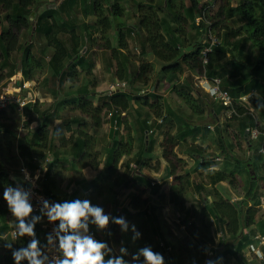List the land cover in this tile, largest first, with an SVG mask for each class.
<instances>
[{"label":"trees","instance_id":"16d2710c","mask_svg":"<svg viewBox=\"0 0 264 264\" xmlns=\"http://www.w3.org/2000/svg\"><path fill=\"white\" fill-rule=\"evenodd\" d=\"M120 1L102 0L101 2L99 0H90V5L86 6L85 12L82 11L86 17H96V30L99 37L94 39V34L87 31L90 26L87 24L83 25L84 27L82 28H85V32H83L82 28L76 25L75 20L71 17L70 13L72 10L78 12L74 7L79 5V0H63L59 7H51L50 4H47V0H0V11L5 13L4 18L1 17L2 22L0 23L2 30L0 33V82L5 79L2 73L8 67L11 68L8 77L22 73L24 82H32L34 80L35 71L43 67L32 46L33 39L38 37L44 39L46 47L52 50L49 65L52 69L53 77L58 82L57 90H53L54 97L58 98L57 95L61 87L64 86L66 80H75L79 73L77 72L78 69L88 72L87 75L92 73L94 61L86 56L89 48L86 50V54L83 52L85 45L82 43L84 41L82 36L94 44H98V42L100 43L103 40V44H98L102 50H114L117 52V49L112 46L113 43L109 33L114 27L110 18L113 17L115 19L116 16H122L125 12L120 5ZM181 2L180 5L177 0H165L161 4L158 3V0H146V4L140 7L137 25H139L138 29L143 30L145 33L143 45L141 46L142 54L151 53L163 63L160 75L163 79H168L172 87H175L179 92V96L185 99L188 104H191L190 108L196 115L205 116L207 112L211 114L213 109L215 112L214 116L218 117L221 110L216 108L209 109L210 105L206 99L199 92H194L190 82H185L184 80V84L178 90L176 82L179 77H182L187 72L196 77L206 74L208 79H221L222 88L227 90L236 101L252 92L257 93V95L261 94L257 99L262 108L260 115H262L264 122V0H240L237 6L233 5L232 0H219L218 11L212 19L210 18V26L208 24L201 26L193 23L192 29L196 31L194 44L193 41L190 42L188 39L190 31L187 30L189 25L188 17L183 13L185 9L184 3H189L188 10L192 14L193 22L197 17H202L201 15L208 11L210 4H201V0H181ZM229 20H235L242 25L237 28H230L227 25ZM218 27H222L224 39L209 54V61L204 64L202 51L208 46L207 43H204L206 33L210 28L214 31ZM117 30L121 37L119 38L120 48L124 49L127 46L125 33L120 25ZM22 31L26 32L27 39L23 45L18 47V35ZM128 33L131 34L130 31ZM62 36L64 39H62ZM189 45H194V51H183V47ZM17 49H21L22 57L20 64L16 65L12 64L11 55ZM122 67L124 65L120 64V69ZM140 71L134 77L133 83L146 76L144 74L148 72V66L142 63ZM116 75L119 80L124 81L122 71L120 73L117 72ZM70 92L73 91L70 90ZM74 92L77 95L64 99L58 104L57 108L60 109L65 104L76 105L82 114L91 118V125L94 130L101 128L102 113L106 109L111 114L110 136L112 141L108 147L103 174H99L86 185L92 191L95 190L94 194L98 193L99 196H102L103 194L99 191L100 186H105L115 176L120 160L133 150L132 144L123 142L119 134V128L123 122L122 113L130 109L132 101L145 105V97L140 96V91L133 95L119 91L107 96L110 100L106 101L103 106L96 107L93 100H89L90 93L86 87L76 89ZM154 96L156 97H154V103L151 104L150 108L155 110L154 112L160 117L159 119H162L161 109L163 107L157 95ZM221 107L226 109L223 105ZM235 107L238 113L243 116L238 117L239 115L233 114V119H239L240 121L241 118L240 129L244 139L249 140V136H247L248 128L257 127L261 132L257 145L260 149L264 148V124L258 126L255 119L252 118L247 122L248 111L238 106L237 103H235ZM23 111L31 118L34 114L37 115L40 123L36 129L31 130L27 136L18 141L19 158L23 159L31 171H35L46 159L45 153L55 147V140H57L62 147H55L54 149L53 158L46 171L45 179L42 181L44 193L54 202L77 199L78 192L76 191L64 200H61L54 193L56 169L62 162L61 150L69 148V154L75 160L84 161L86 166L96 171L102 164L99 162L98 152L95 151L94 137L90 136L87 131L82 130V126L85 124L82 125L80 118L67 119L68 122L65 128H57L53 132L52 123L57 118H54V114L49 108L42 110L39 102L28 103L23 108ZM175 113L168 109V117L171 118L170 122L178 120L182 125L178 128L177 135L168 137L164 144L163 156L166 159L169 154L166 150L167 147L175 149L181 143H186L190 138H201L202 127L200 125H194L184 118L176 116ZM57 117L60 118V115ZM71 125L81 126V129H76L74 132L76 135L67 138L66 133L73 132ZM154 127L155 124L149 125L148 120H145L141 127L143 145L147 152L152 151L153 148L154 142L151 140L149 133L153 131ZM158 127L161 126L158 124ZM216 131L219 132L222 144L223 131L221 127L217 126ZM0 135L2 137L0 142L3 138L7 140V149L0 146V185L3 187L12 185L15 187L16 180L11 178L10 173L20 166L18 158L12 151L16 135L1 121ZM72 138L74 143L70 144ZM248 143L249 150H252V142L248 141ZM196 147L198 148L195 150L200 152L202 146L198 145ZM220 148L225 155L227 148L223 144ZM198 154L199 167L209 168V166H212V161L205 160L201 153ZM261 154L264 156V153ZM251 157L252 154L244 162L235 159L236 163L242 166L243 173L248 174L245 195L237 201L226 198L218 188L224 182L234 185L237 173L209 169L207 177L209 179L208 187L211 188V191L207 190L204 185L197 184L196 191L201 195L206 206L203 211L199 212L198 210L201 208L195 207L189 210L193 212L194 221L190 222L188 215L184 216L186 212H189L187 211L186 199L184 198L187 188L190 187L189 181H186V184L183 182L176 183L172 187L171 204L177 211L183 225L188 229V235L180 242L173 240V233L166 227L165 221L161 218L162 203L158 205L155 203L151 204V202L146 200L142 201L140 196L134 195L131 201L133 210H124V215L121 216L119 213L122 209H120V212L118 211L116 215V217H124L131 225L134 224L137 231L141 233V237L134 242L133 249L130 245L123 246L128 249L129 253L124 259L131 262V264H142L143 257L140 258V261L133 262L132 256L140 248L151 246L152 250L157 253L169 251L172 256L165 257V262L168 264H206V262H210V264H264V260L260 261L258 257L244 256L245 250L254 242V237L258 235V230H262L264 234V213H260L261 196L258 194L257 171L256 167L251 163ZM226 159H234V156L230 159L226 157ZM145 160L141 158L138 162L140 165H146ZM168 172V178L174 174L171 166L168 167ZM133 176L131 182L125 183L124 187L130 184H133V187L146 186L151 188L152 193L159 195L160 187L156 186V184L152 185L142 172H135ZM21 178L23 179L24 187L29 188L22 174ZM262 192H264V187H262ZM212 193H214V199L209 201L208 197ZM161 198L162 196L159 197L160 201ZM33 214L42 216L34 212ZM9 215V210L3 204H0V234H7V242L13 244V249L26 247L31 238L28 236L23 238L13 237ZM40 231V225L37 224L35 227L36 235ZM220 233L222 235L217 241L216 236ZM63 234L61 233V235ZM69 234H72L71 230ZM7 242L0 241V245H2L0 249V264H15L12 258V251L4 247ZM108 243L113 245V247L122 245L120 225L112 222L108 234ZM209 253L212 254L209 255ZM120 255L121 253L116 255L111 250V252L106 254L105 259ZM22 264H28V262L25 260L22 261Z\"/></svg>","mask_w":264,"mask_h":264},{"label":"rangeland","instance_id":"374dc122","mask_svg":"<svg viewBox=\"0 0 264 264\" xmlns=\"http://www.w3.org/2000/svg\"><path fill=\"white\" fill-rule=\"evenodd\" d=\"M58 0H47V4L55 3ZM102 2V0H99ZM203 2V0H201ZM233 5L237 6L240 0H232ZM210 5L208 7V11L206 14L201 15L202 19L198 22L201 26L206 24H211L210 18L217 13L220 2L219 0H210L208 2ZM207 3V4H208ZM203 4H206L203 2ZM139 5L136 6V10L138 11ZM0 15L2 18H4L5 13L0 11ZM72 18L75 20L76 25L80 26V28L84 27L83 22L87 19V17L83 13H77L72 15ZM112 21V26H114L110 33L109 37L112 40V46L115 49L121 50L119 45V36L117 27L120 24L123 27L125 26H134V9L130 11V13L125 16H116L115 19L113 17L110 18ZM93 20V19H92ZM236 20V19H235ZM235 20H229L227 25L230 28H237L240 27L242 24L235 21ZM94 23V24H93ZM90 26V23H84L90 26L87 31L91 32L93 34L98 33L96 30L97 27V20L93 22ZM82 24V25H81ZM1 27H0V33H1ZM190 38L194 36L195 31L190 28ZM213 33L219 37L221 41L224 39V32L222 27L215 28ZM85 34V33H84ZM19 42L18 47L23 45L27 39L26 32L22 31L19 33ZM98 37V36H97ZM86 38V37H84ZM62 39L64 37L62 36ZM130 39V40H129ZM129 44L131 47V54L129 55L130 63H127L128 71V78L124 79V81L119 80L117 77V72L120 73L121 71H117L120 68V64L123 60L124 56H119L117 52L114 50H102L98 44H103V40L100 41V43H91L90 40L84 39V43L90 50L94 48L96 51H92V53L86 54L88 58H91L92 61H96L97 59L101 61L100 65L101 68L95 76L93 73L91 75H86V71H81L82 69H78L77 72L78 75L75 78V80L70 81L66 80V83L64 86L61 87V90L59 94L57 95L58 98H55L53 95V90H57L58 82L52 75V69L49 65L50 57L52 55V50L46 47V42L44 39L40 38H34L32 41L33 51L35 55L41 60L43 67L41 69H38L35 71L34 80L32 82H24L22 73L16 74L13 77H8V73L10 71V67L5 69V71L2 73L4 74V80L0 82V121L3 122L7 128L12 131L16 135V140L14 141V147L12 149L13 154L18 158V162L20 166L18 168L11 171L10 175L13 180H16V186L17 184H23V179L21 178V168L27 167V165L24 163L23 159L19 158L18 154V141L20 139L24 138V136H27L31 132V130L36 129L38 124L40 123V120L37 119V115H33L31 118L29 115L24 113L23 109H21V102L22 100L26 101V104L33 102H39L42 110L44 109H50V111L54 114V118L57 120H54L52 123V131L54 132L57 128L63 129L66 126V123L70 119L74 118H80L82 121V130L87 131L90 136H93L95 139V151L98 152L99 156V162L100 168L96 170L97 172L100 170V174H103V166L106 162L107 157V151L108 147L112 141V137L110 136V129H111V121L109 118V110H105L102 113V126L98 130H94L91 125V118L87 117L86 115L82 114L77 108L76 105L72 104H65L64 107H61L60 109L57 108L64 99L71 98L75 95H77L76 92H74L76 89H80L82 87H86L90 93L89 100H93L94 106H103V104L106 101H109L110 98L107 97L109 95H112L114 92L111 90L112 88H116L117 85L121 87L120 91L123 93H135L137 94L138 91H146L145 94L149 93L150 90L154 89L155 94L151 95H157L158 100L160 101V104L162 105V115L163 122L157 123L158 115L154 112L155 110L152 108H149L147 106H143L140 103H132L131 109L127 111V115L122 114L123 122L120 126L119 134L122 138L123 142L131 143L133 150L129 155L124 156L120 162L117 165V172L112 179L106 183L104 186H100V192L102 194L106 193L105 189L106 187H113L112 181H117V210L120 212L119 207L122 208V211L119 213L121 216L124 214V210H130L131 208V201L134 197V195L140 196L141 200L144 201L143 197L149 198L147 200L148 202H151V204H161L162 203V211H161V218L163 221H165L166 227L173 233L176 234L173 237L174 241L180 242L184 238H186V235H188V229L186 226L183 225L182 221L179 219V216L177 214V211L175 210L174 206H172L170 201V196L172 194L171 190L172 187L176 183H185L186 181H189L190 187L187 188V191L185 193L184 198L186 200H193L192 207L196 206V208H201V203L204 202L201 198V195H199L196 191L197 184H202L205 187L209 186L208 182L209 179L207 177V173L209 172V169L212 170H225L229 172H236V180L234 185H230L228 182H224L227 186V188L224 185H219L218 188L224 192V196L228 199H231L232 201H237L243 198L246 191V180L248 179V174L243 173L242 166L238 165L235 161H245L249 159L250 155L251 157V163L256 167L257 171V182H258V188H259V195L261 196V203H262V197L264 196V192H262V187H264V156L260 153V147H258L257 141L253 139L251 136H249V140H245L242 134V131L240 129V121L239 119H233L234 115H230L229 110L223 109L221 105L218 102H214L207 94L203 91L202 88L198 86L199 81L196 79V76L185 73V75L182 76L184 78L185 82H190V85L192 86V89L194 92H199V94L206 99L208 104L210 105L209 109L216 108L217 110H221L218 114L220 119H217L213 113L209 114L207 112L205 116H198L191 110V104H188L185 99H183L181 96H179V92L177 89L172 88L169 86V83L166 81V79H163L160 75V70L162 68L163 63L156 59L154 55L151 53L148 55H145L143 58V55L141 53L140 46L138 47V51L134 48V42L132 38H129ZM200 39V38H199ZM194 45H189L187 47H183V51L185 52H191L194 51ZM135 54V55H134ZM122 55V53H121ZM128 55L124 57V59H128ZM21 49H17L12 55H11V62L12 64H20L21 62ZM137 61L139 63H144L148 66V72H146L142 79L136 80L133 83L134 76H131V72H134V74H138V70L136 67ZM0 68H1V62H0ZM136 68V70H135ZM94 70V68L92 69ZM136 71V72H135ZM184 82V81H183ZM20 83V86L18 85ZM133 83V84H132ZM168 83V84H167ZM125 84V86L123 85ZM178 85H181L180 83ZM73 91V92H70ZM141 95V93H139ZM261 96V94H259ZM257 95L259 98L260 96ZM10 99V100H9ZM154 101V99H153ZM20 103V104H19ZM137 105V108L135 107ZM135 105V106H134ZM245 109L248 111L249 114L246 116L247 122H249V119H255V122L258 124V126H262L264 124L262 119V108L259 104L258 99H254L249 101L244 105ZM53 108V109H52ZM52 109V110H51ZM58 109V111H56ZM168 109H171L173 112H176V116L182 117L185 120L189 121L190 123L194 125H200L202 127L201 132V138L196 139H188L186 143H181L178 147L175 149H170L167 147L168 158L166 159L164 154V144L168 137L170 136H176L178 133V128L181 123L178 122V120L171 121L170 117H165L164 115H168ZM60 111V112H59ZM139 111V112H138ZM140 113V115H138ZM33 114V113H32ZM60 115V118L57 117ZM63 117V118H62ZM141 117V118H140ZM243 117V116H238ZM248 117V118H247ZM140 118V122H139ZM150 118V121H154L155 127L153 128V132L149 133L151 140H153V148L152 151L147 152L143 145V132L141 130L142 124L145 120ZM245 118V117H244ZM68 119V120H67ZM166 119V120H165ZM177 119V118H175ZM157 120V121H156ZM162 120V119H160ZM165 120V121H164ZM158 124L161 127H158ZM221 125L222 132V144L224 147L227 148L226 154L224 155L221 151V142L219 137V132L216 131V127ZM209 126L211 128H209ZM71 129L73 132L66 133V137L70 138L72 135H76L75 130L81 129V126L78 125H71ZM80 130V131H82ZM208 130V132H207ZM259 130V129H258ZM260 131V130H259ZM74 133V134H72ZM203 136V137H202ZM0 138L1 135H0ZM55 140V139H54ZM248 141H251L253 146L252 150H249V143ZM73 138L70 141V144H73ZM202 146V149L200 152L196 151L195 149L198 148L196 146ZM0 146L4 149H7V140L5 138L2 139L0 142ZM163 146V147H162ZM55 147L59 148L62 147L58 143L57 140H55ZM55 147H52L49 151L45 153L46 160H52L53 152ZM70 147V146H69ZM3 149V151H4ZM61 149V148H60ZM5 152V151H4ZM68 155L69 148H66L64 150H61V154ZM201 153L205 160L212 161V166H209V168L205 167H199L198 165V157ZM5 156V155H3ZM187 156L186 159H183L181 157ZM234 156V159L227 160L226 157H229V159ZM2 157V156H1ZM144 158L146 159L145 163L146 165H140L138 162L139 159ZM218 158V159H217ZM72 159V158H71ZM220 159V160H219ZM67 163L66 167H62V164L57 166L56 170V176L59 177L58 180H60V184L62 183V179L64 181H68L70 174L73 176H78L77 174H74L72 172L66 173L65 169L70 168L71 166ZM77 163L79 164L81 168H84L86 166L84 161L77 160ZM242 163V162H241ZM64 166V164H63ZM171 166V169L173 170V178H168V167ZM87 167V166H86ZM92 169V168H91ZM72 170V167L70 168V171ZM93 170V169H92ZM95 171V170H94ZM142 172V174L145 176V178L152 184L153 182L156 184V186L160 187V193L159 195H155L151 192L150 187L146 186H138L133 187V184H130L127 187H124L125 183L131 182V178H133L135 172ZM252 172V171H251ZM71 178H73L71 176ZM95 178V177H94ZM18 179V180H17ZM25 179V177H24ZM75 179V177L73 178ZM72 179V182H73ZM135 179V178H134ZM63 181V182H64ZM122 182V183H121ZM121 183L120 185H118ZM222 184V183H221ZM3 186L0 185V204H3L5 208L8 209L6 201L3 199ZM207 190L211 191L210 187H206ZM95 190H91L89 193L85 194L86 199L90 200L93 204L97 199L100 197L98 193L94 194ZM98 191V192H99ZM115 194V195H116ZM162 196L161 201L159 200V197ZM198 197V198H197ZM214 198V193L211 194V199ZM109 200V197H108ZM199 203V204H197ZM172 206L171 210H167V206ZM104 211H106L105 206L102 207ZM195 208V207H194ZM260 213H264V208L260 207ZM190 210V209H189ZM192 210V208H191ZM117 211V213H118ZM200 210H198L199 212ZM188 215V218H190V222L194 221V218L191 217L193 215L192 211H189L186 213L185 216ZM116 217V216H114ZM13 221L15 218L10 213L9 219ZM129 224V229L127 232H124L121 228V239H122V245H130L133 249V232L131 230V224ZM178 236V237H176ZM217 241H219V238L216 236ZM121 245V246H122ZM121 246L117 247V255L118 251ZM2 248V245H0V249ZM116 254V253H115ZM160 254L163 255L165 259L166 256H172L170 255L169 251L166 253L161 252ZM246 255V252L244 253V256ZM210 259V256H209ZM128 264H131V262L128 261ZM143 264V263H142ZM237 264V263H233Z\"/></svg>","mask_w":264,"mask_h":264},{"label":"clouds","instance_id":"9594fccd","mask_svg":"<svg viewBox=\"0 0 264 264\" xmlns=\"http://www.w3.org/2000/svg\"><path fill=\"white\" fill-rule=\"evenodd\" d=\"M22 171L25 174V181L31 182L34 187L35 182L27 170L22 169ZM38 178L37 176L36 179ZM32 196V188H25L23 184H17L15 187L7 185L3 191V199L7 203L9 212L15 218L12 221L15 237H31L26 247L13 249V244L7 242V234H0V241L7 242L4 247L12 251V258L15 264H22V261L25 260L28 264H45L48 261V256L41 251L40 241L36 237L35 227L41 222L42 216L32 215L34 212L30 202ZM40 201L43 204L41 209L43 215L47 216L50 222L59 221V228L55 229V232L59 238V251L64 258H57L55 264H128V261L124 259L129 254L126 247L119 249L120 256H112L106 260V254L111 252L108 245L95 240L91 235H81L79 232L81 228L85 233L88 232L89 217L94 218L91 223L100 229H105L112 221L120 225L124 232H127L129 224L124 217L106 215L102 207L93 206L88 199L81 200L77 198L50 203L47 199L41 197ZM70 230L72 234H69ZM131 230L135 234L133 236V241L135 242L141 237V233L137 231L134 224L131 225ZM61 233L64 234L61 235ZM47 240L49 245L53 243L51 235L47 237ZM141 257L144 258L143 264H165L163 255L154 252L151 246L140 248L132 256V260L133 262H138ZM206 264H210V262H206Z\"/></svg>","mask_w":264,"mask_h":264},{"label":"crops","instance_id":"0c3cea01","mask_svg":"<svg viewBox=\"0 0 264 264\" xmlns=\"http://www.w3.org/2000/svg\"><path fill=\"white\" fill-rule=\"evenodd\" d=\"M62 1L63 0H58V1H56L55 3H51L50 4V6L51 7H59V5L62 3ZM165 0H158V3H161V4H163V2H164ZM210 0H203V2H205V3H208ZM90 0H79V5L78 6H76V7H74V9H76V10H78V12H74L73 10H72V12L70 13L71 14V17H72V15H74V14H77V13H82V11L83 12H85V10H86V6H89L90 5ZM203 2L201 1V4H203ZM177 3L178 4H180L181 5V0H177ZM146 4V0H121L120 1V5L124 8V10H125V12H124V14L121 16V17H125V16H127L129 13H130V11H132L133 9H134V26H132V25H130V26H125V27H123V25L121 26L120 24H117V25H120V27L122 28V30L124 31V33H125V39H126V41H127V46L124 48V49H121V50H118L117 49V54L119 55V56H124L126 53V55L125 56H127L128 54L129 55H132L133 54V52L131 51V47H130V42H129V38H132V40H133V42H134V48H135V50L136 51H138V47L140 46V48H141V46L143 45V39L145 38V33H144V31L143 30H140V29H138V26L139 25H137L138 24V22H139V16H140V7L142 6V5H145ZM137 5H139V9H138V11L136 10V6ZM184 5H185V9H184V11H183V13H184V15H186L187 17H188V28H187V30L189 31L190 30V28L192 29V27H193V23L195 24V25H198V21H197V19H198V17L196 18V20L193 22L192 21V14H191V12L188 10V8H189V3L188 2H185L184 3ZM209 7V6H208ZM83 9V10H82ZM196 16H197V14H196ZM93 19V20H92ZM96 21V17H94V16H89V17H87V19L83 22V25H86V24H84V23H90V26L91 25H93L94 23L93 22H95ZM93 23V24H92ZM82 25V24H81ZM86 27V26H85ZM168 29V28H167ZM83 32H85V28H82L81 29ZM194 30V29H193ZM131 32V34L130 33H128V32ZM195 31V30H194ZM196 32V31H195ZM83 35V34H82ZM190 34H188V39H189V41L191 42V41H193V44L195 43L194 42V40H195V38H196V34L194 33V36L192 37V39L190 38V36H189ZM94 37V39L95 38H98L99 37V34L98 33H95L94 35H93ZM98 36V37H97ZM130 36V37H129ZM82 39L84 40V39H86V38H84L83 36H82ZM129 39V40H128ZM84 45H85V48H84V53L86 52V50L88 49V47H87V45L84 43V41L82 42ZM189 44H191V43H189ZM92 51H96L95 50V48H93V49H91L90 50V53H92ZM131 52H132V54H131ZM89 49H88V52H87V54H88V56H89ZM121 53H122V55H121ZM142 53V52H141ZM86 54V53H85ZM148 54H150V53H146L145 55H148ZM129 55H128V59H124V57H123V60H122V62H121V64H123L124 65V67H122L121 69L119 68V70H118V67H117V71H122V75H123V77L122 78H128V73L130 72V71H128V68L126 67L127 66V63H130V58H129ZM135 55V54H134ZM143 55V54H142ZM145 55H143V58H145L144 56ZM149 56V55H148ZM100 63H101V61H99L98 59L96 60V61H94L93 62V68H94V70H92L91 72L96 76L97 75V73H99L98 71L100 70V69H102L101 68V65H100ZM140 65H141V63H139L138 61H137V63H136V67H137V70H138V74H139V72H141L140 71ZM92 68V69H93ZM80 70V69H79ZM135 70H136V68H135ZM136 72V71H135ZM92 73H89V75H91ZM86 75H87V73H86ZM131 76H136L135 74H134V72H131ZM166 81L169 83V86L170 87H172V85H171V83L169 82V80L168 79H166ZM184 78H182V77H179V79L177 80V82H176V87L178 88V90H180L181 89V85H183L184 84ZM167 83V84H168ZM181 84V85H178V84ZM172 88H175V87H172ZM121 89V88H120ZM120 89H119V91H120ZM119 91H117V92H119ZM121 92V91H120ZM144 92H146V91H143V90H141L139 93H141V97H145L144 99H145V105H143V106H147V107H149L150 108V106H151V104H153L154 103V101H153V99H154V97H156V96H153V95H151V94H155V90L154 89H152V90H150L149 91V93H147V94H145ZM127 94H135V93H127ZM257 94V93H256ZM155 100V99H154ZM132 103H135L134 101H132ZM132 103H131V107H133L132 106ZM136 105V104H135ZM134 105V106H135ZM142 105V104H141ZM131 107H130V109H131ZM136 108H137V105L135 106ZM129 109V110H130ZM128 110V111H129ZM127 112V111H126ZM126 112H123L122 114H124V115H127V113ZM139 112V111H138ZM211 112L215 115V112H214V110L212 109L211 110ZM138 115H140V113L138 114ZM165 117H167L168 118V115L166 116V115H164ZM216 117V116H215ZM141 118V117H140ZM140 118H139V122H140ZM217 119H220V117H219V115H218V117H216ZM124 119V118H123ZM148 120V124L149 125H153L154 123V121H150V118H148L147 119ZM157 121V120H156ZM160 121V119H158V123H160L159 122ZM220 127H221V125H220ZM209 128H211L210 126H209ZM153 132V131H152ZM61 158H62V162H61V164H62V166H61V168L63 167H66V166H68V165H66L67 163H65V162H68V164L72 167V170L70 171V168H67V169H65V172L66 173H69V172H72V173H74V174H77L78 176L76 177V176H73L72 174H70V176H68L69 177V180L68 181H64V179H62V183L60 184V180H58V178L59 177H57L56 176V178H55V185H54V193L56 194V195H58L59 196V198L62 200H64V199H67L68 198V196L69 195H71L74 191H76V192H78V198L79 199H81V200H84V199H86V197H85V194H87V193H89L90 191H91V189H89L88 188V186H86L87 185V183L88 182H91V181H93L99 174H100V170L97 172V171H94V170H92L89 166H85L84 168H81L80 166H78L79 164L77 163V160H75L74 159V157L72 156V155H70L69 153H68V155L66 156V155H64L63 153H62V155H61ZM72 158V159H71ZM181 158H183V159H186L187 158V156H183V157H181ZM218 159V158H217ZM220 160V159H219ZM73 162H75V164H73ZM63 164H64V166H63ZM28 167V166H27ZM57 169H59V168H57ZM56 169V170H57ZM60 170V169H59ZM169 173V172H168ZM71 176L74 178L75 177V179H73V178H71ZM95 177V178H94ZM174 176L173 175H171V177H169L170 179H172ZM72 179H73V182H72ZM64 181V182H63ZM122 183V182H121ZM121 183H119L118 185H120ZM154 183V182H153ZM112 184L114 185L113 187H106V189H105V191H106V193H104L102 196H100L98 199H97V201H95L92 205L93 206H100V207H103V206H105V210L106 211H104V213L106 214V215H111V216H116L117 215V181H112ZM221 185H224L225 187L227 186L225 183H222ZM88 189H87V188ZM138 187V186H137ZM206 187H208V186H206ZM227 188V187H226ZM220 190H221V188H220ZM222 191V190H221ZM222 193L224 194V192L222 191ZM116 194V195H115ZM225 195V194H224ZM108 197H109V200H108ZM198 198V197H197ZM143 199L144 200H149V198H147V197H143ZM208 199H209V201H212L213 199H211V194H210V196L208 197ZM193 200H191V202H190V200H186V208H187V211H189V209L191 210V208L192 209H194V207H196V206H194V207H192V205H193ZM197 204H199V203H197ZM173 206V205H172ZM172 206L170 205L169 207L167 206L166 208H167V210H171V208H172ZM206 206V204H205V202H202L201 203V209H200V211H203V209H205L204 207ZM119 209H122L121 207H119ZM187 213V212H186ZM186 213L184 214V216L186 215ZM33 216H35L34 214H32ZM191 217H193L194 218V215H192ZM94 218L93 217H89V219H88V232L87 233H85L84 232V230L81 228L80 230H79V232H80V234L81 235H91L95 240H97V241H99V242H102V243H106L107 245H108V248L109 249H111V250H113L114 251V253H116V255H117V247H113V245H111V244H109L108 243V234H109V232H110V228H111V225H112V221H110V223H109V225L105 228V229H100L98 226H96L95 224H93V223H91V221L93 220ZM10 220V224H11V227H12V230H14V227H13V224H12V220H11V218L9 219ZM39 225H40V228H41V231H40V233L38 234V235H36V237H37V239H39V241H40V247H41V250H42V248L45 246V244H46V236H45V234H44V232H43V230H42V223L40 222V223H38ZM185 226V225H184ZM176 234H173V236H175ZM176 237H178V236H176ZM121 247H123V245L121 246ZM120 247V248H121ZM118 254H120V251H118ZM165 257L167 258V256L165 255ZM144 259V258H143ZM142 263H143V261H142ZM165 264H168L167 262H165Z\"/></svg>","mask_w":264,"mask_h":264},{"label":"built area","instance_id":"2783aa9c","mask_svg":"<svg viewBox=\"0 0 264 264\" xmlns=\"http://www.w3.org/2000/svg\"><path fill=\"white\" fill-rule=\"evenodd\" d=\"M204 14H206L204 12ZM202 19V17H199L197 21L199 22ZM211 25L210 23L208 24ZM204 43H207L208 46L202 51V59L204 64H207L209 61V54L213 52L215 48H217L221 44V40L217 35L213 33V30L210 28L208 32L206 33ZM196 79L199 81L198 86L203 89L204 92L208 94V96L213 99L215 102H218L219 104L223 105L227 110H229L230 115L237 114L238 113L235 103H237L238 106H241L243 108L246 103H248L251 100L257 99V94L255 92H252L248 95L242 96L241 98L236 101L232 95L222 88V80L219 78L215 79H208L206 74L200 77H196ZM125 86V84H123ZM121 87L117 85L116 88H112L111 90L115 93L117 92ZM10 100V99H9ZM20 104V103H19ZM21 109H23L27 104L25 100H22L21 102ZM111 117V114H109V118ZM160 123L163 122L162 120L159 121ZM152 133V131H151ZM247 134L251 136L253 139L258 140L261 137V132L258 130L257 127L248 128ZM260 153H264V148L260 149ZM51 160H44L42 164L35 170L31 171L28 167H22L21 168V174L23 178L25 177L24 172L22 169H26L28 174L32 177V180L35 182V186L33 187V184L31 182H27L29 185V188H32L33 196L30 200L32 203V206L34 208V213H38L42 215V230L46 236V244L42 248V252L44 255L48 256V261L45 262V264H55L56 259H63L62 253L59 251V238L56 236L55 229L59 228V221L56 222H50L47 218V216H44L41 212V209L43 207L42 202L40 201V198L43 197L44 199H47L50 203H53L50 198L47 197V195L44 193V189L42 186V181L45 179L46 171L48 167L50 166ZM39 177L36 179V177ZM25 180V179H24ZM152 185H155V183H152ZM260 207L264 208V196L262 197V203ZM12 235L14 238V230L12 232ZM51 235L53 237V243L51 245L48 244L47 237ZM221 233L217 235L218 238L221 237ZM31 238V237H30ZM247 257H258L260 261L264 260V234L262 230H258V235L254 237V242L248 246V248L245 250ZM212 253H209L211 255ZM43 259V257H41Z\"/></svg>","mask_w":264,"mask_h":264},{"label":"water","instance_id":"95a60500","mask_svg":"<svg viewBox=\"0 0 264 264\" xmlns=\"http://www.w3.org/2000/svg\"><path fill=\"white\" fill-rule=\"evenodd\" d=\"M2 22V20H1V15H0V23ZM19 86H20V83L18 84ZM209 248V247H208Z\"/></svg>","mask_w":264,"mask_h":264}]
</instances>
